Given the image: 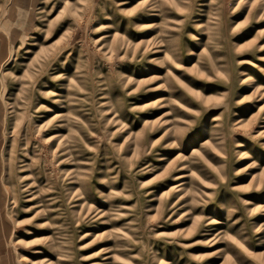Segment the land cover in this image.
I'll return each instance as SVG.
<instances>
[{"label":"rangeland","instance_id":"374dc122","mask_svg":"<svg viewBox=\"0 0 264 264\" xmlns=\"http://www.w3.org/2000/svg\"><path fill=\"white\" fill-rule=\"evenodd\" d=\"M0 264H264V0H0Z\"/></svg>","mask_w":264,"mask_h":264},{"label":"bare ground","instance_id":"6f19581e","mask_svg":"<svg viewBox=\"0 0 264 264\" xmlns=\"http://www.w3.org/2000/svg\"><path fill=\"white\" fill-rule=\"evenodd\" d=\"M29 263H31V262H29Z\"/></svg>","mask_w":264,"mask_h":264}]
</instances>
